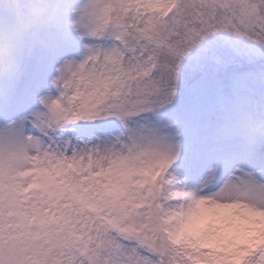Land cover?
Segmentation results:
<instances>
[{
    "label": "snow or ice",
    "instance_id": "obj_1",
    "mask_svg": "<svg viewBox=\"0 0 264 264\" xmlns=\"http://www.w3.org/2000/svg\"><path fill=\"white\" fill-rule=\"evenodd\" d=\"M0 264H264V0H0Z\"/></svg>",
    "mask_w": 264,
    "mask_h": 264
}]
</instances>
